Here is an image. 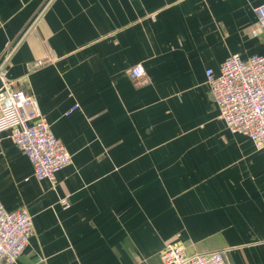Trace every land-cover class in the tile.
<instances>
[{
	"label": "crops",
	"instance_id": "1",
	"mask_svg": "<svg viewBox=\"0 0 264 264\" xmlns=\"http://www.w3.org/2000/svg\"><path fill=\"white\" fill-rule=\"evenodd\" d=\"M263 3L0 0L9 78L73 157L52 186L0 133V204L34 225L18 264H162L176 240L264 264V151L227 128L206 78L264 56Z\"/></svg>",
	"mask_w": 264,
	"mask_h": 264
},
{
	"label": "built area",
	"instance_id": "2",
	"mask_svg": "<svg viewBox=\"0 0 264 264\" xmlns=\"http://www.w3.org/2000/svg\"><path fill=\"white\" fill-rule=\"evenodd\" d=\"M255 12L264 30V3ZM11 51L0 57V133L7 132L29 158L38 181L47 180L55 186L58 172L71 165L73 157L53 134L34 97L14 88L8 71ZM51 61L37 60L28 71ZM128 75L140 85L148 82L141 64L131 67ZM206 78L227 128L249 137L256 150L264 151V56L243 59L231 55L223 62L218 76L208 69ZM33 235V219L24 208L8 211L0 204V264H18ZM160 258L162 264H229L221 251L189 254L180 240L167 244Z\"/></svg>",
	"mask_w": 264,
	"mask_h": 264
}]
</instances>
